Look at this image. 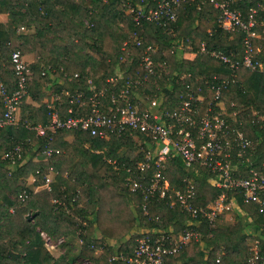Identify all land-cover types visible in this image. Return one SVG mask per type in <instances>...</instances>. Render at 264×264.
Wrapping results in <instances>:
<instances>
[{
    "label": "trees",
    "instance_id": "16d2710c",
    "mask_svg": "<svg viewBox=\"0 0 264 264\" xmlns=\"http://www.w3.org/2000/svg\"><path fill=\"white\" fill-rule=\"evenodd\" d=\"M123 2L0 0V12L9 13L11 18L7 27L0 24V80L10 92L16 87L10 52L19 48L23 54L33 53V60L28 62L31 70L28 95L23 97L19 106V124L0 127V264H71L73 258L61 261L53 258L41 235L43 230L57 241L59 237H75L79 246L78 258H88L91 264H124L121 259L110 260V257L115 253L131 254L135 238L140 235L138 228L131 231L136 217L140 228L150 226L178 231L183 227L187 213L170 208L164 200L153 198L147 214L138 207L133 213L126 194L122 193L123 189L127 191L123 180L124 167H133L136 159L144 158V151L131 136L111 135L101 139L80 129L59 128L49 140L37 136L35 130L25 127L22 122L28 119L33 124H45L48 102L59 108L62 118L87 112V106L79 105L76 100L70 102L67 93L82 90L89 94L91 91L84 79L90 78L97 88H104L110 94L113 89L106 78L115 75L118 69L124 75L119 84L145 71L140 60L148 44L157 45L156 52L151 53L155 68L169 72L159 80L164 91H168V78L172 76L174 85L182 74L188 81L195 78L211 81L214 75L218 79L228 77L229 82L222 88L224 104L228 110L240 109L241 128L257 142L253 163L257 165L264 159V48L253 56L255 61L262 63V69L240 66L233 72L220 60L198 52L203 42L207 50L234 53L237 58L243 53L245 33L241 29L222 30L218 10L211 1H183L173 23V32L148 20L141 26L135 25L125 14ZM233 5L241 9L244 18L254 8L257 20L264 21L261 0H236ZM79 9L83 10V18L75 14ZM21 25L26 30L28 27L34 30L20 33L17 29ZM260 29L261 25L257 24L255 30ZM134 30L141 37V44L129 40L122 48L123 41ZM177 43L185 49L189 46L194 55L178 59L177 53L183 50L172 47ZM257 43L254 42L253 46ZM161 61L166 62L163 68L157 66ZM74 72L78 73L79 79L73 76ZM45 88L51 89L53 95L47 97ZM28 96L35 103L25 101ZM69 107L71 112L67 111ZM18 144L21 146L19 155L5 156ZM47 146L53 149L49 157L42 152ZM121 146L126 150L118 154ZM109 159L116 160L122 168H114ZM31 160L33 167L29 172L34 177L33 187L37 184L43 186V176L49 166L54 169L50 190L46 193L26 187L25 170ZM164 166L163 172L174 189L182 187L184 178L192 177L196 190L193 204L196 206L205 207L222 190L211 182L205 167H187L178 156L168 159ZM153 167L151 163L148 173ZM65 178L72 181V187L64 186ZM24 188L29 194L27 199L21 200L17 195ZM226 190L229 196H235L249 221L243 222L238 215L233 223L218 225L217 218L215 226L210 228L207 219H201L197 227L202 232L201 239L192 240L167 257V261L173 264H212L220 257L221 264H247L249 239L258 238L260 248L264 249V216L257 205L244 202L239 191ZM128 193L134 201H141L139 193ZM54 198L65 203L67 208L53 202ZM86 208H90V212ZM34 210L38 213L28 219L27 214ZM96 231L102 236L96 237ZM78 236L82 242L78 241ZM103 236L114 242L104 241ZM96 249H101L102 256L94 254Z\"/></svg>",
    "mask_w": 264,
    "mask_h": 264
},
{
    "label": "built area",
    "instance_id": "2783aa9c",
    "mask_svg": "<svg viewBox=\"0 0 264 264\" xmlns=\"http://www.w3.org/2000/svg\"><path fill=\"white\" fill-rule=\"evenodd\" d=\"M183 1L185 0H124L123 6L125 14L130 16L135 25L141 26L143 21L148 20L173 32V23ZM209 1L218 10L222 30L232 32L241 29L245 33L242 40L243 53L237 58L233 56L234 53L207 50L203 42L198 52L220 60L233 69V72L240 66L262 69V63L253 59L254 54L264 48V21L257 20V11L252 8L244 18L241 9L233 5L236 0ZM261 8L264 9L262 6ZM257 24L261 25L259 31L255 30ZM20 28L23 29V26ZM129 40L136 45L141 44V37L136 30L123 41L122 48L126 47ZM254 42H258L255 47ZM172 47L183 50L177 53L178 59L194 55L189 46L185 49L181 43L173 44ZM156 49L157 45L152 44L145 47L140 60L145 71L134 79H125L119 84L124 78L119 69L115 75L106 78L107 84L113 89L110 94L104 88H97L90 78L84 79L91 91L89 94L82 90L67 93L70 95V102L76 100L79 105L87 106V112L69 114L62 118L59 108L48 102V120L45 124H33L28 119L22 121L25 127L35 130L37 136L48 137L49 140L59 128H76L101 139H107L111 135H129L138 141L140 150L144 151V158L136 159L133 167H124L126 173L123 178L127 191L139 193L141 197V201H135V206L147 214L150 202L156 198L164 200L172 209L179 208L186 212L188 217L178 231L172 228L141 227L131 254L115 253L110 257V260L121 259L124 264H173L166 258L192 240L201 239L202 232L197 229L201 219H207L209 227L213 228L220 214L238 205L235 196H229L226 189L239 191L243 201L255 203L264 216V159L257 165L253 163L257 142L241 128L242 120L238 116L240 109L228 110L224 104L222 88L229 82V78L218 79L214 75L211 81L206 78L188 81L182 74L174 85L172 76L168 78V91H164L159 86V80L169 72L155 68L151 53L156 52ZM10 61L16 87L10 92L0 80V127L19 124V106L23 97L28 95L27 82L31 74L28 61L19 48L10 52ZM165 63L158 62L157 66L163 68ZM73 76L79 79L77 72ZM231 105L234 103L231 102ZM67 111L71 112V107ZM54 151L58 152V149ZM20 152L21 146L18 144L5 156L19 155ZM42 152L49 157L53 149L47 146ZM173 156H178L187 167H205L210 173L211 182L222 188L218 196L205 207L196 206L193 204L196 190L192 177L184 178L181 188L171 187L163 171L164 163ZM109 161L114 168H122L116 160ZM151 163L154 167L148 173ZM53 175L54 169L49 166L47 174L43 176V187L47 190H50ZM28 194L24 188L17 196L25 200ZM52 201L67 208L65 203L55 198ZM41 235L47 243L48 236L43 231ZM61 241L62 238L58 239V242ZM78 241L82 242L79 236ZM71 264H91V261L79 257ZM212 264H221L220 257ZM247 264H264V249L260 248L258 238L250 245Z\"/></svg>",
    "mask_w": 264,
    "mask_h": 264
},
{
    "label": "rangeland",
    "instance_id": "374dc122",
    "mask_svg": "<svg viewBox=\"0 0 264 264\" xmlns=\"http://www.w3.org/2000/svg\"><path fill=\"white\" fill-rule=\"evenodd\" d=\"M75 14H76V16H79V17H82V18L84 17L83 16V10L82 9L77 10L75 12ZM21 26H19L18 32L24 33L26 31V28L23 27V29H21L20 28ZM45 91L48 94L47 97L53 95V91L51 89L45 88ZM20 112H21V110H20ZM125 148H126L125 146L119 147L118 148V154H121V153L125 152V150H126ZM32 162L33 161L31 160L28 163V167H26V170H25V172H26L25 180H26V187H28L29 189H31V191H34L35 188L32 186V182H34V181H32V179L30 178V176H28L30 174L29 171L33 167V165L31 166ZM63 184L65 186H67V187H69V186L72 187V181L66 180V178L64 179ZM38 190H40V191L42 190L45 193L48 191L44 187H41ZM122 193L126 194V197L129 200L130 207H132V209H133V213H136L135 201L133 200V197L131 196V194H129L125 189L122 190ZM11 196L13 198H15V194H12ZM86 209H87L88 212H90V208H86ZM11 210H12V208H11ZM238 211L235 208H233V207L231 209H229V210H226L224 213H222V215H220L218 217L217 224L218 225H225V224L233 223L235 221V218L238 215L241 216V218L243 219V222H245V221L248 222V218L244 215V213H242V212L239 211V213L237 214ZM94 222H95V220L93 221V223ZM136 228L140 229V225H139V221H138V218L137 217L135 219V225H134V227L132 228L131 231L136 230ZM95 236L96 237H100V236H102V234L96 231ZM102 238L104 239V241L114 242L110 238H108L109 240L107 238H105L104 236ZM56 240L57 239H55V241ZM251 243H252V239H249L248 240L249 247H250ZM59 245L62 246V243H60ZM65 245H66V248H68V250H69V252H68L69 258H73V260H70V261L72 262V261L78 259L79 246H78V243H77L76 239L73 238V236L68 237ZM94 254L96 256L100 257V256H102L103 252L101 251V249H96L94 251Z\"/></svg>",
    "mask_w": 264,
    "mask_h": 264
},
{
    "label": "crops",
    "instance_id": "0c3cea01",
    "mask_svg": "<svg viewBox=\"0 0 264 264\" xmlns=\"http://www.w3.org/2000/svg\"><path fill=\"white\" fill-rule=\"evenodd\" d=\"M263 3H264V0H261ZM264 7V6H262ZM11 18H10V15L9 13H5V12H0V24L2 26H8L11 24ZM19 30V28L17 29V31ZM33 27H28L27 30L25 31L26 33H31L33 32ZM24 56L26 58V60L28 62H31L33 60V53L31 52H26L24 53ZM25 101H30V102H33L35 103V101L30 97L28 96L26 98ZM19 114H20V108L18 110ZM20 117V115H18ZM28 176H30V178L32 179L33 181V175L30 173ZM65 186V185H64ZM41 187H43L42 185H35V189L34 191H37L38 189H40ZM239 205H235L233 208H235L237 211L239 210L240 212L244 213V211L240 210V207H238ZM239 211L237 212V214L239 213ZM249 221V219H248ZM43 232L48 236V239H47V248L49 249V251L51 252L52 256L54 259H56L57 261H61V260H68L69 259V256H67V252H69L68 248H66V241H67V238L64 239L63 237H59L63 239V241L61 242L62 243V246H60V242H58L57 240L55 241V238L54 236L48 234L46 231L43 230ZM75 238V237H73ZM76 239V238H75Z\"/></svg>",
    "mask_w": 264,
    "mask_h": 264
},
{
    "label": "water",
    "instance_id": "95a60500",
    "mask_svg": "<svg viewBox=\"0 0 264 264\" xmlns=\"http://www.w3.org/2000/svg\"><path fill=\"white\" fill-rule=\"evenodd\" d=\"M37 213H38V210L31 211L30 213L27 214V218L31 219Z\"/></svg>",
    "mask_w": 264,
    "mask_h": 264
}]
</instances>
